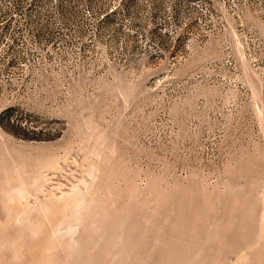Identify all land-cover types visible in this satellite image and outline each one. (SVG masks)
Masks as SVG:
<instances>
[{
  "label": "rangeland",
  "instance_id": "obj_1",
  "mask_svg": "<svg viewBox=\"0 0 264 264\" xmlns=\"http://www.w3.org/2000/svg\"><path fill=\"white\" fill-rule=\"evenodd\" d=\"M0 264H264V0H0Z\"/></svg>",
  "mask_w": 264,
  "mask_h": 264
}]
</instances>
